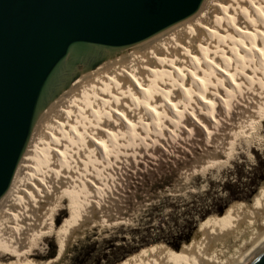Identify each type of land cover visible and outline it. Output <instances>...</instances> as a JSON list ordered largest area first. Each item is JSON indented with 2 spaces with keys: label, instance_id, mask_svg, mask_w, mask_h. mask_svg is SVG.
<instances>
[{
  "label": "bare ground",
  "instance_id": "bare-ground-1",
  "mask_svg": "<svg viewBox=\"0 0 264 264\" xmlns=\"http://www.w3.org/2000/svg\"><path fill=\"white\" fill-rule=\"evenodd\" d=\"M263 70L264 0H205L192 18L82 76L40 120L12 187L0 202V213L6 220L0 219V247L10 249L12 256L19 257L18 264H24L26 256H33L37 240L54 230L63 199L74 198L77 203L84 200V193L92 199V189H102L103 185L90 179L82 166L75 169L79 178L75 175L71 182L66 180L71 184L65 186L57 161L71 170L72 158L80 161L87 154L89 160H119L127 142L141 143L144 134L147 144L157 135L154 128L171 134L179 122L184 129L193 125L191 119L209 132L211 120L204 112H211L214 124H221V103L229 102L232 93L248 82L256 92L257 85L264 83ZM252 100L254 103L244 110V120L235 127L239 133H249V127L262 116L264 97L260 102ZM75 145L82 148L71 153ZM81 161L86 166L87 162ZM47 171L61 180L58 186H53L57 183ZM48 199L55 208L49 218L44 210L50 203L39 216L27 210L32 202L39 209ZM82 216L68 231L59 258L47 264L60 262L71 236L82 229L77 228ZM11 222L16 225L10 233L6 227ZM263 248L264 196L254 213L227 218L214 227L197 263L175 257L161 264H248Z\"/></svg>",
  "mask_w": 264,
  "mask_h": 264
},
{
  "label": "rangeland",
  "instance_id": "rangeland-1",
  "mask_svg": "<svg viewBox=\"0 0 264 264\" xmlns=\"http://www.w3.org/2000/svg\"><path fill=\"white\" fill-rule=\"evenodd\" d=\"M262 84L257 85L255 92L248 82L232 93L227 104L221 103L218 116L221 124H214L211 112H204L209 113L205 116L211 120L209 132L191 119L193 125L186 129L181 122L175 124L173 134L154 128L153 133L158 136L154 135V141L147 144L143 141L144 134L143 144L127 142L119 160L113 158L108 163L103 159L89 160L87 154V158L75 160L76 163L73 157L71 170L57 161L64 177L61 181L47 171L53 183H57L54 187L59 181L68 186L72 179L79 178L75 172L78 166L103 186L100 190L92 189V199L85 193L84 200L77 203L72 197L63 199V209L55 215L54 230L37 240L33 256H26L24 264H38V260L47 264L56 257L57 260L68 231L82 215L77 227L82 229L71 236L65 256L57 264H161L174 256L197 263L209 232L227 218L254 213L258 200L264 196V110L263 117L260 115L258 122L249 127V133H239L235 128L244 120V110L250 108L252 99L258 102L264 97ZM248 100L249 104L243 105ZM80 148L75 145L70 152L76 153ZM254 197L257 198L252 202ZM49 201H43L39 209L32 202L27 210L39 216ZM53 205L50 203L44 210L45 217L49 218L55 210ZM2 216L0 213V219ZM15 225L11 222L6 228L10 232ZM11 254L10 249L0 247V264H18L19 257Z\"/></svg>",
  "mask_w": 264,
  "mask_h": 264
},
{
  "label": "water",
  "instance_id": "water-1",
  "mask_svg": "<svg viewBox=\"0 0 264 264\" xmlns=\"http://www.w3.org/2000/svg\"><path fill=\"white\" fill-rule=\"evenodd\" d=\"M205 0H0V202L36 128L82 76L195 16ZM248 264H264V248Z\"/></svg>",
  "mask_w": 264,
  "mask_h": 264
},
{
  "label": "trees",
  "instance_id": "trees-1",
  "mask_svg": "<svg viewBox=\"0 0 264 264\" xmlns=\"http://www.w3.org/2000/svg\"><path fill=\"white\" fill-rule=\"evenodd\" d=\"M256 196V195H255ZM255 198H257V197H254V199H253V201L252 202H254V200H255ZM247 212V211H246ZM228 216V215H227ZM223 217H226V216H223ZM64 232V231H63ZM63 240H64V234H63V238H62V244H63ZM203 242H201V244H202ZM205 244H206V241H205V243H204V246H205ZM204 246H203V248H204ZM203 250V249H202ZM175 257H183V256H174V257H171V258H175ZM52 258H55V256H53ZM57 258V257H56ZM56 258L54 259V260H56ZM171 258H168V259H171ZM185 258V257H184ZM167 260V259H166ZM49 262H52V261H49ZM49 262H47V263H49Z\"/></svg>",
  "mask_w": 264,
  "mask_h": 264
}]
</instances>
